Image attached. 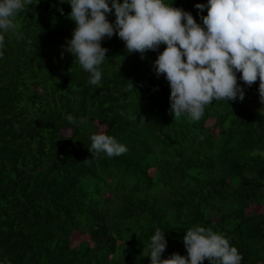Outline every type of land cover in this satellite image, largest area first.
<instances>
[{"label": "trees", "instance_id": "obj_1", "mask_svg": "<svg viewBox=\"0 0 264 264\" xmlns=\"http://www.w3.org/2000/svg\"><path fill=\"white\" fill-rule=\"evenodd\" d=\"M166 2L203 26L208 0ZM71 10L69 0H33L17 15L18 34L4 33L0 264H151L157 229L167 259L187 256L183 237L198 225L224 235L240 264H264L259 79L248 86L238 72L242 101L213 100L198 121L176 120L170 83L154 68L167 45L142 58L127 52L118 30L105 36L102 77L93 85L66 50L76 28ZM107 17L115 24V9ZM98 123L124 154L94 156ZM77 231L87 238L72 245Z\"/></svg>", "mask_w": 264, "mask_h": 264}, {"label": "clouds", "instance_id": "obj_2", "mask_svg": "<svg viewBox=\"0 0 264 264\" xmlns=\"http://www.w3.org/2000/svg\"><path fill=\"white\" fill-rule=\"evenodd\" d=\"M70 19L76 28L66 50L75 55L82 68L91 74L90 83L98 85L108 49L101 41L118 36L126 43L128 53L148 50L163 43L166 48L154 63L157 75L164 74L171 87V109L174 119L183 114L198 121L205 106L213 100L244 99L237 73L251 86L259 79L260 100L264 103V0H208L203 26L193 15L166 0H69ZM33 0H0V48L4 33L18 34L21 25L17 15ZM196 7L203 11L204 4ZM115 9V24L107 14ZM62 11V9H61ZM3 52L0 51V56ZM67 119L74 123L72 116ZM94 156L105 153L119 156L127 151L116 138L99 132L91 136ZM183 242L187 256L174 253L161 259L167 241L165 232L157 229L151 237V264H240L242 256L222 234L211 228L195 226L186 231Z\"/></svg>", "mask_w": 264, "mask_h": 264}, {"label": "rangeland", "instance_id": "obj_3", "mask_svg": "<svg viewBox=\"0 0 264 264\" xmlns=\"http://www.w3.org/2000/svg\"><path fill=\"white\" fill-rule=\"evenodd\" d=\"M160 75H164V74H160ZM208 120L209 121H207V123H211L213 121V118H210ZM98 124H99V128H98V132L97 133L102 132V131L105 132L106 127L103 124H100V123H98ZM253 208L256 209L257 211H262V209H263L262 206H257V205H255ZM85 238H87L86 234L81 233L80 231L74 232L72 234V236H71V243H72V245H74L77 242H79V241H81L82 239H85Z\"/></svg>", "mask_w": 264, "mask_h": 264}]
</instances>
